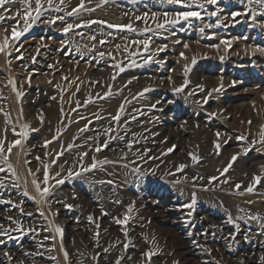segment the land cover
<instances>
[{
  "label": "rangeland",
  "instance_id": "obj_1",
  "mask_svg": "<svg viewBox=\"0 0 264 264\" xmlns=\"http://www.w3.org/2000/svg\"><path fill=\"white\" fill-rule=\"evenodd\" d=\"M31 2L34 9L35 0ZM80 3L53 0L52 8L12 41V55L0 54V139L7 129L5 148L19 138L13 128L18 133L22 125H30L23 150L13 148L9 157L20 186L13 187L11 172H0L5 184L0 188L5 198L0 200L12 201L0 203V226L15 237L0 235L4 241L0 264H40L35 261L38 256L29 259L38 250L44 260L48 255L50 264H116L117 260L120 264H261L264 179L253 192L245 189L254 174L264 175V145L257 143L247 153L243 149L258 140L264 124V52L254 51L264 48L260 14L264 9L256 3L249 7L248 0H217L216 5L197 0L203 8H184L167 0H83L84 8L69 16ZM6 7L8 12L0 9L6 17L0 22V42L5 35L11 37L13 27L24 29L23 0ZM189 10L200 11L203 19L157 28L165 21L164 13L171 20L177 12ZM54 17L64 20L44 22ZM90 21L97 23L89 26ZM67 24L74 27L65 34ZM129 24L136 31L123 27ZM145 40L147 49L135 43ZM165 45L163 51H156ZM20 53L23 57L17 59ZM133 60L135 66H130ZM118 63L125 71L114 67ZM185 65L190 68L187 76ZM185 79L189 84L176 93L173 89ZM9 80L16 82L23 97H17ZM217 88L220 91L208 95ZM116 115L119 121L113 119ZM133 116L138 121L133 122ZM146 134L151 145L142 147ZM241 135L247 140H237ZM46 141L51 143L45 147ZM190 154L198 159L193 161ZM233 155L237 159L224 173ZM93 157L110 163L82 172ZM45 165H50L49 176L55 179L66 178L69 171L82 174L51 187L47 202L38 204L28 169L42 181ZM0 167L7 168L2 162ZM25 181L28 195L23 194ZM52 184L55 180H50ZM193 199L195 205L186 207ZM125 215L127 224L116 223L115 218L122 220ZM230 217L233 223H228ZM49 221L63 228V249L59 235L48 230ZM20 226L23 232L15 230ZM26 239L33 241L19 249ZM15 249L20 250L19 258L9 259ZM149 250L155 252L150 262L142 255Z\"/></svg>",
  "mask_w": 264,
  "mask_h": 264
},
{
  "label": "snow or ice",
  "instance_id": "obj_2",
  "mask_svg": "<svg viewBox=\"0 0 264 264\" xmlns=\"http://www.w3.org/2000/svg\"><path fill=\"white\" fill-rule=\"evenodd\" d=\"M13 2H14V0H0V9H3L4 12H8L10 9L8 7H6V6L12 4ZM23 2L27 5V10L25 11V14H24V17H23L24 29H23V31H17L16 27H13L12 33H11V37H9L8 35H5L3 37L2 42H0V54H3L5 56H11L12 55L11 51H9V48L12 46V41H18L19 38L21 36H23L26 32H28L29 29L33 26V24L40 19V17L44 14V12L47 11L48 9H51L52 6H53V0H35V8L34 9L32 8L31 0H23ZM60 2L63 3V0H60ZM103 2L106 3L107 0H103ZM167 2L170 3V4L181 5L184 8H193L194 6L198 7V8H203L204 7V4L197 3V0H167ZM205 2L207 4H210V5H216L217 4V0H205ZM45 3H47V5H48L47 9L45 8ZM253 3L258 4L262 9H264V0H248L249 7H251V5ZM83 8H84V3H83V0H81L80 5L77 8H74L72 12L68 13V15L69 16L74 15V14L78 13L80 11V9H83ZM55 10L56 11H61L62 9L59 8V7H56ZM88 10L91 11V9H88ZM260 14L264 15V11H262ZM211 15L215 16V15H217V12L214 11V12L211 13ZM232 15H233V17H235L237 15H240V13H233ZM164 17H165L164 23L157 24V28H164L165 25H173L174 26L177 23H179L180 21H189L190 18H195L197 20H202L203 19V17L201 16L200 11H196V10L177 12L175 14V18H173L171 20L168 19V13H164ZM252 18L255 19V16H253ZM5 19H6L5 15L3 13H0V22H3ZM57 20L63 21L64 17H54V18H52L50 20H46L44 22L48 23V24H55L57 22ZM29 21H31V23ZM91 23H97V21L88 22L89 26H90ZM101 23H103V22H101ZM75 26L76 27H81V25H79V24L75 25ZM108 26L109 27H114L111 24H109ZM73 27H74L73 24H67L63 28V32L66 34L71 29H73ZM123 27L127 28L129 31H136L132 27L131 24L125 25ZM203 30H204L203 28L200 29L201 32H203ZM144 31L147 32V31H150V29H145ZM94 38L95 37H93V39ZM101 43H103V41H101ZM135 43L143 44L145 49H147V47H148V41L147 40H145V41H136ZM177 43H179V41H177ZM222 43L227 44L229 42L228 41H222ZM117 47L119 48V46H117ZM166 47L167 46L165 45V46L157 49L156 51L157 52L163 51ZM184 47L187 48L188 45L184 44ZM256 50H258L260 52H264V48L255 49L254 51H256ZM16 51L19 52V49L17 48ZM100 55L103 56L104 53H100ZM129 55L131 56L132 53L129 52ZM180 56L183 57L184 53H180ZM22 57H23V53H20V55L17 56L16 58L17 59H21ZM223 59H224V57H221V60H223ZM147 62L148 61L145 60V63H147ZM156 62L157 63H164L163 61H156ZM7 63L11 64V60H8ZM195 63H196V60L193 59L192 64H195ZM130 66H135V61L134 60L131 62ZM114 67L118 68L120 72L125 71V67L121 66V64H119V63L114 65ZM189 71H190L189 66L185 65L184 75L187 76ZM113 79H115V76L113 77ZM169 79H171V78L169 77ZM130 82L131 81H129V83ZM189 82L190 81L185 79L183 85H181L180 87H176L173 90L176 93L183 92L184 88L187 87ZM234 83H235V81L233 82V84ZM9 84L11 85L13 91L16 92V95H17L18 98L23 97L24 92L19 91L17 89L16 82L14 80H9ZM29 86H30V77H29ZM197 87L200 88V90H203V85H198ZM221 87H223V85H221ZM213 91L218 92V91H220V88L210 90L208 95L210 96L211 92H213ZM108 94L110 95L111 93L109 92ZM193 94H195V93H189V95H193ZM141 95H143V93H141ZM53 99H55V97H53ZM204 103H207V99H205ZM0 111H3V110L0 109ZM119 111L123 112V106H121ZM61 112H63V109H61ZM21 114H22V110H21ZM210 115L211 116H215L216 113H211ZM5 116L8 117V114L5 113ZM39 119H40L41 123H43V114L42 113L40 114ZM113 119L116 120V121H119L120 120V115H116L115 117H113ZM248 123L251 124V121H249ZM29 128H30V125L24 124V125H22V131H20L18 133L16 132L15 128H13L12 131H13L14 135H16L19 138L9 142L7 148H5V140H6L7 129H5L4 139H0V162H2L4 165L7 166L6 169H5V167H0V172L6 171V170L11 172L12 176L15 177V182L13 184V187H19L20 186L19 185V176L17 175L16 169L11 164V162L9 160V157L12 154L13 148H19L20 150H23V141L26 140L28 135H29V132H28ZM84 130H86V129H81V131H84ZM33 131H38V129H33ZM216 135H217V137H219L220 133L218 132ZM257 136H258V140H253L247 147H245L243 149V151L245 153H247L249 151V149L251 147L255 146V144H257V143H260L261 145H264V124L260 125V131L257 133ZM237 140H241V141L247 140V137L241 135V136L237 137ZM48 143H51V141H46L45 147L47 146ZM69 147L71 148V145ZM102 147H107V144L103 145ZM129 147H131V144H129ZM215 147L217 149H219L220 148V143L217 142L215 144ZM100 150H101V147H97L96 148V151H100ZM168 151L171 152L172 149H169ZM217 154H219V153H217ZM59 155H63V152L59 153L57 158L59 157ZM83 155H87V153H84ZM190 155H192V154H190ZM36 159L39 160L40 158L36 157ZM192 159H193V161H196L198 159V157L195 156V155H192ZM236 159H237V155H233L231 157L228 166L223 170L224 173H226L228 171V169L232 167V162H234ZM25 163H29V162L25 161ZM98 163L102 165L104 163H110V161L97 162L95 160V158L93 157V163L89 167L82 168V172H88V171H91V170L97 168V164ZM183 167H185V165H180L181 169ZM49 168H50V165H45V172H44L42 181H38L37 179H35V173H33L30 168L28 169L29 175L33 176L32 184H33L37 194L40 197L39 201H37L38 204L47 202V197L52 194L51 191H50L51 187H55V185H62V184L65 183V179H71V178H73V176H80L82 174L81 172L73 173L72 171H69L68 172V176L66 178L55 179V177H50L49 176V173H48V169ZM133 171L136 172V173H139L140 169L139 168H135V169H133ZM261 173L264 174V165L261 166ZM59 175H60L59 173H56V176H59ZM212 179H216V178H212ZM262 179H264V175H255L254 174L253 177H252L253 183L250 186H248L245 189V191H247L249 193L253 192L255 185L261 183ZM50 180H55V184L50 185ZM100 183H104V182L100 181ZM108 183H111V181H109ZM26 184H27V181H25V190L23 192L24 195H28V192L26 190ZM42 185H44V186L42 187ZM3 187H5V184L3 183V181H0V188H3ZM240 187H241V185H239V184L236 185L237 189H239ZM241 194H243V193H241ZM32 199H36V197H32ZM0 203L12 204V201L11 200H9V201L0 200ZM195 203H196V201H195V199H193L191 204L186 205V207L192 208L195 205ZM133 204H134V202H133ZM13 206L14 207H19L18 205H15V204H13ZM66 207L71 208L72 206L71 205H66ZM20 211L23 212V209L21 208ZM38 211L40 212L41 216L44 215V212L42 210L38 209ZM131 211H132V207L129 206L128 212H131ZM27 215H32V213H27ZM52 215L55 216V215H57V213L53 212ZM9 219H11V218L9 217ZM88 219H89V221H93V217L92 216H89ZM249 219H259V217H249ZM115 220H116V223H118V224H127L128 220H129V216L125 215L122 220L120 218H115ZM17 223H19V222H17ZM228 223H233V220L231 219V217L229 218ZM49 225H50V228L48 230L49 231H54V233L59 235L61 248L63 249V228L60 227L59 225L53 224L52 221H49ZM97 227H99V225H97ZM236 228L238 230L239 229V225H236ZM15 230L18 231V232H23L24 231L22 226L17 227V229H15ZM29 231H35V230L34 229H29ZM0 235L8 236V239H15V237H12L7 230H4L2 228V226H0ZM96 235L98 237L99 233H97ZM124 235L127 236V231L126 230L124 232ZM232 238L235 239V236L233 235ZM51 239L53 241H55L56 236L53 235L51 237ZM244 239L248 240L249 237L247 235H245ZM3 242H4L3 240H0V243H3ZM129 244H131V241H129L128 244L124 245L125 250L128 248ZM104 251L107 252L108 249H105ZM207 251L210 252L211 250L207 249ZM154 254H155V252L153 250H149L147 252L142 253V255L149 262L151 261V258H152V256ZM5 255H8V254L5 253ZM64 258H65V260L68 259L67 251H64ZM9 259H11V257H9ZM53 259H54V257H53ZM121 259H123V257H121ZM129 259H131V257H129ZM260 260H261V264H264V256L260 257ZM116 264H120V261L117 260ZM177 264H178V262H177ZM216 264H220V262L217 261ZM241 264H244V262L241 261Z\"/></svg>",
  "mask_w": 264,
  "mask_h": 264
},
{
  "label": "bare ground",
  "instance_id": "obj_3",
  "mask_svg": "<svg viewBox=\"0 0 264 264\" xmlns=\"http://www.w3.org/2000/svg\"><path fill=\"white\" fill-rule=\"evenodd\" d=\"M131 120H133V122H136V121H138V117L137 116H133V117H131ZM137 123H135L133 126H135ZM148 127H144V128H142V129H147ZM146 136H147V134L146 135H144V140L140 143V146H142V147H146L147 145H151V143H150V141L149 140H147V138H146ZM119 144H122V145H124V143H122V142H120ZM18 157V156H17ZM20 160V159H19ZM19 162V161H18ZM16 163V162H15ZM18 165V164H17ZM18 172L21 174V175H23L24 173H25V170L19 165L18 166ZM1 198H5V194H4V192L0 189V199ZM3 238L5 237H7V236H5V235H1ZM32 241L33 240H31V239H26V240H24L23 242H22V246H20L19 247V249H21V248H26L30 243H32ZM17 250V249H15V251L13 252V255L11 256V259H13L14 258V260L16 259V258H19L18 256H19V251L20 250ZM26 251V250H25ZM22 254V253H21ZM36 256H38V258H39V260H35V258H37ZM30 260H35V261H38L40 264H50V260H49V258H48V255H46V257H45V260L41 257V254H40V251L38 250V251H35V253H32L31 254V256H30V258H29ZM23 263H25V262H23Z\"/></svg>",
  "mask_w": 264,
  "mask_h": 264
}]
</instances>
